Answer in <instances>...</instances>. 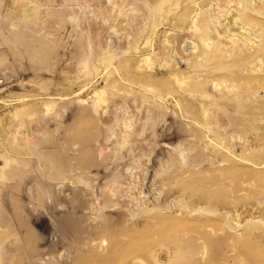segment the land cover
Listing matches in <instances>:
<instances>
[{"label":"rangeland","instance_id":"obj_1","mask_svg":"<svg viewBox=\"0 0 264 264\" xmlns=\"http://www.w3.org/2000/svg\"><path fill=\"white\" fill-rule=\"evenodd\" d=\"M0 264H264V0H0Z\"/></svg>","mask_w":264,"mask_h":264},{"label":"bare ground","instance_id":"obj_2","mask_svg":"<svg viewBox=\"0 0 264 264\" xmlns=\"http://www.w3.org/2000/svg\"><path fill=\"white\" fill-rule=\"evenodd\" d=\"M27 16H28L27 14L24 15V17H27Z\"/></svg>","mask_w":264,"mask_h":264}]
</instances>
